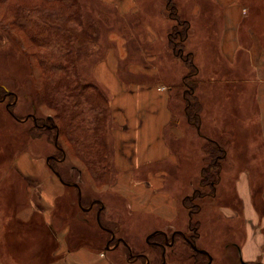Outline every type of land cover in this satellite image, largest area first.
<instances>
[{"label": "crops", "instance_id": "crops-1", "mask_svg": "<svg viewBox=\"0 0 264 264\" xmlns=\"http://www.w3.org/2000/svg\"><path fill=\"white\" fill-rule=\"evenodd\" d=\"M104 1L117 4L124 15L139 13L138 0ZM190 1L194 2L192 14L184 20L191 27L192 17L206 12L204 5L213 6L208 13L212 15L207 16L216 14L220 20L213 30L219 38L216 59L230 64L226 78L221 81L216 71L215 81L230 86L231 94L224 100L231 102L232 112L220 113L218 129H200L204 136L221 141L228 161L236 166L229 173L234 201L228 200L217 209L227 240L231 239L223 254H228L227 264L235 261L230 254L247 264H264V26L258 24L264 22V6L260 0ZM156 6L165 15L166 4L158 2ZM147 23L148 35L156 42L161 38L155 24L159 22L151 17ZM191 52L197 56L195 50ZM153 58L158 55L153 54ZM118 64L109 57L94 69L96 80L110 91L114 108L111 131L116 174L107 193L110 202L103 205L101 201L102 219L135 250L126 234L119 233L126 217L125 225L137 229L144 239L157 230L186 231L194 222L197 214L192 216L184 203L191 188L187 189L181 168L183 144L189 147L188 135L196 137L195 129H189L186 123L172 124L174 85L157 77L159 71L146 72L145 65L134 68L136 74L144 75L142 80L127 82L118 76ZM247 84L253 86L256 113L251 98L239 100L243 89L249 91ZM238 115L246 129L237 126ZM229 121L234 122L233 127L228 126ZM252 125L258 129H252ZM40 157L20 154L14 157L15 170L0 175V264H142L139 259L128 258L126 245L107 248L100 232L94 235L76 229L81 225L68 219L69 209L77 207L71 203L76 199L69 193L72 186L65 185L48 167L47 159ZM75 192L78 205L77 188ZM67 196L70 205L62 203ZM73 213L76 216L75 210ZM70 216L73 218V214Z\"/></svg>", "mask_w": 264, "mask_h": 264}, {"label": "rangeland", "instance_id": "rangeland-1", "mask_svg": "<svg viewBox=\"0 0 264 264\" xmlns=\"http://www.w3.org/2000/svg\"><path fill=\"white\" fill-rule=\"evenodd\" d=\"M260 1L263 7L264 0ZM158 2L162 6L166 4L165 15L156 6ZM81 3L84 16L89 20L86 24V30L80 28L83 25L81 22L75 21V19L71 22V25L76 28V34L81 33L83 37L79 41L80 52L77 66L87 81L96 82L107 93L110 105L112 98L110 91L101 85L94 76L96 65L109 57L119 63L118 76L127 82L142 80L144 75L136 74L134 68L141 69L140 66L145 65L147 66L145 68L146 72L159 71L160 74L157 73V77H164V82L169 81L168 83L174 85V98H172L171 106L175 117L172 124L179 121L181 125L186 123L185 125H188L189 129H195L194 137L196 138H191L190 135L187 136L189 147L185 142L183 144L185 157L181 168L182 177H184V181L187 180V189L191 188L190 193L187 195L188 206L186 208L190 209L192 216L197 214L193 218L194 225L195 222L198 223L197 231L199 234L195 244L199 248L208 250L213 256L211 264H227L229 258L227 259L226 255L228 256V254H223V251L230 244L229 240L231 239L227 240V233H224L226 228L218 219L220 217L217 214V209L219 205L225 204L228 200L234 201L230 177L232 173H229L231 172L230 168L235 170L236 166L234 167L225 157L222 162L224 168L221 166L219 171L218 167L212 164L213 157L210 156V151L214 147L210 140H217L204 136L200 130L218 129L221 122L216 123L220 113L232 112L231 102L224 100L227 98V94H231L230 86L222 82L217 84L215 81L217 78L216 71L220 75L221 81L230 73V64L216 59L217 51H219V38L216 32L213 34V30L220 23L219 16L214 14L209 18L208 16L212 14L209 15L208 13L213 9V6L204 5L206 12L201 11L199 16L191 19L194 21V26H190L188 29L189 35L184 41L183 48L180 46L174 48L169 36L175 26L181 27L182 24H179L177 19L170 16L167 0H138L139 13L131 16L130 14H122L117 4H108L104 0H81ZM175 3L178 7L180 21H184V16L192 14L194 2L175 0ZM151 17H155L159 22L155 24L158 25L161 38L156 42L150 39L147 32V18ZM15 18L14 2L12 0L0 1V175L3 174V171L15 170L14 157L23 153L37 154L47 159V162H53L66 179L76 181L79 184L82 189V198L85 203L91 204L89 210L86 209L89 206L85 208L78 207L75 192L77 186H73L69 193L73 198H75V194L76 199H71V203L77 207L69 209L68 219L73 220L76 225H81L76 228L80 230L79 232H92L94 235L100 232L106 239L109 234L106 230L100 228L97 219L99 215L100 220H104L102 219V206L106 201L110 202L111 200L107 198V193L113 185L116 167H114L115 171L109 173L106 179L96 181L88 171L86 164L75 153L73 143L67 136H64L63 131L60 135V141L64 148L63 156H61L62 154L53 142L55 129H57L55 140H58V129L61 127L54 117L55 114L57 115L56 110L47 104L48 96L44 93L42 67L39 65L37 58L38 48L22 29L15 23L13 25ZM93 18L96 19L98 26L93 22ZM258 24L264 26V22ZM194 30H196V35L193 37ZM192 50L196 51L197 56H194ZM190 52L195 65L198 67L197 73H194L193 68L188 64L189 62L183 59ZM153 54H157L158 58L154 59ZM191 72L194 74L190 75ZM145 76L147 75L145 74ZM185 76L195 86V97L193 98L201 104L202 120L200 125L192 124L187 119L185 97L186 91L192 86L184 84ZM247 87L249 91L244 92L243 89V94L240 95L239 100L241 97L251 98L254 102V113H256L257 106L253 86L247 84ZM3 95L5 97L1 100ZM111 108L113 109V116L111 115L109 125L111 124L112 128L114 127L113 105H111ZM50 116L53 118H50L51 124L47 122V118ZM239 116L236 118L237 126L239 129H246V126L243 125L244 121L240 120ZM59 121L62 126L61 129H64L63 121ZM45 123L47 125L44 127ZM228 126L233 127L234 122L229 121ZM181 129L186 128L182 127ZM252 129H258L257 125H252ZM198 130H200V135L197 136ZM212 132L214 133V131ZM190 139L192 140L190 141ZM108 141L111 151L115 155L114 139H112V134L110 137V131ZM220 142L218 143L222 145ZM222 143L224 144V141ZM259 154V159L262 160L261 152ZM49 156L51 158L48 161ZM197 157L199 158L197 159ZM204 167L211 169L215 174V179H218L215 186L216 191L209 184H201L202 169ZM200 169L201 171H199ZM67 198L68 196L61 199L64 205L71 204ZM99 201H102L103 205H100ZM74 210L76 216L73 213ZM70 214H73V218ZM104 217H107L106 211ZM128 219L127 217L123 219L124 224L120 226L119 233L126 234L128 242L133 245L135 250L138 251L140 248L149 250L151 256L153 254L155 257L151 261L152 264H158L161 260L160 252L158 257L155 250L152 247L150 249L147 237L144 239L138 235L140 233L137 229L125 225ZM185 229V233L188 235L190 230L188 227ZM122 245L124 244L122 243ZM168 249V253L165 254V262L168 264H191L193 262L194 249L184 238L177 236L173 248ZM230 251L232 252V249ZM230 255L231 259L235 260L230 264H236V261L239 264V259L235 257V254ZM199 256L202 257L201 262H207L208 258L205 255Z\"/></svg>", "mask_w": 264, "mask_h": 264}, {"label": "trees", "instance_id": "trees-1", "mask_svg": "<svg viewBox=\"0 0 264 264\" xmlns=\"http://www.w3.org/2000/svg\"><path fill=\"white\" fill-rule=\"evenodd\" d=\"M12 2H14L16 14L13 25L15 23L22 29L38 48L37 58L42 67L44 93L48 96L47 104L56 110L57 115L55 114L54 117L61 128L59 120L64 123V129H58V140H55L57 135V129H55L54 145L63 156L64 148L60 141L63 131L64 136L73 143L75 153L86 164L91 176L96 181L106 179L109 173L115 171L114 155L108 141L109 131L111 137V129H113L111 124L109 125L113 109L107 93L96 82L87 81L77 66L80 52L79 41L83 37L81 33L76 34V28L71 25V22L73 19L81 22L83 25L80 28L86 30L89 20L84 16L81 0H12ZM167 2L170 16L182 24L181 27L173 28L169 39L174 48L175 46L183 48L184 41L189 35L190 23L187 20L180 21L175 0H167ZM93 20L96 23V19L93 18ZM183 59L189 62L194 73L198 72L191 52ZM193 72L190 75L194 74ZM186 77L184 84L192 86L186 91L185 97L187 119L192 124L200 125L201 104L193 98L195 86ZM50 118L53 119L52 116L47 118L49 124H51ZM45 125L47 124L43 126ZM210 141L214 146L210 151V156L213 157L212 164L220 171L227 151L217 141ZM50 165L53 170L59 172V177L67 186L72 185L69 183L72 181L66 179L53 162ZM217 180L211 169L205 167L202 169V185L209 184L216 191ZM187 200L188 196L184 199L186 206H188ZM78 205L85 208L91 204L85 203L82 198L80 203L78 201ZM100 205H102L101 202ZM97 222L100 228L109 232L106 229L110 228L107 224L98 219ZM197 224L195 222V225Z\"/></svg>", "mask_w": 264, "mask_h": 264}, {"label": "flooded vegetation", "instance_id": "flooded-vegetation-1", "mask_svg": "<svg viewBox=\"0 0 264 264\" xmlns=\"http://www.w3.org/2000/svg\"><path fill=\"white\" fill-rule=\"evenodd\" d=\"M4 97L5 95H3L1 100L4 99ZM188 228L190 230V233L188 235L185 233V231L180 230V229L178 230L175 229L173 231L157 230V231L151 232L148 235L147 242L149 243L148 245L150 249L152 247L155 250V253L158 254L160 252L161 254V260L159 261L158 264H168L167 262H165V254L168 253L169 251L168 248L170 249L171 247L173 248V245H174L175 240L177 239V236L184 238L192 247L193 245H196L195 241L199 237V234L197 231L198 227L197 225H194V223L191 221V224H189ZM106 229L109 231L108 232L109 236L106 238V243L108 244L107 248L118 247L123 243L124 245H126L127 253H128L127 255L130 260L139 259L142 262V264H152L151 261L154 260L155 257L153 256V254L151 256V253L149 252V250H138V251L134 250L132 249L131 245H129L122 236L116 235V232L113 229L111 228H106ZM193 249H194V253L192 255L193 262L191 264H207L211 258L213 261V256L209 253L208 250L204 248H199V249L206 250V252L204 253L200 250H196L194 247ZM199 255H205L208 258L207 262L206 263L201 262L202 257ZM158 257H159V254H158ZM239 264H247V263L239 259Z\"/></svg>", "mask_w": 264, "mask_h": 264}, {"label": "water", "instance_id": "water-1", "mask_svg": "<svg viewBox=\"0 0 264 264\" xmlns=\"http://www.w3.org/2000/svg\"><path fill=\"white\" fill-rule=\"evenodd\" d=\"M50 158H51V157H49L48 159H50ZM57 174L59 175V173H57ZM75 185H77V187H78V189H79V201L81 202V198H82V190H81L80 186H79L77 183H75ZM90 207H91V206H89V207L86 208V209L89 210ZM98 220L100 221V216H99V215H98ZM193 247H194L196 250H200V251H202V252H206V250H204V249H199L196 245H193ZM211 261H212V258L210 259V261H209L207 264H210Z\"/></svg>", "mask_w": 264, "mask_h": 264}]
</instances>
